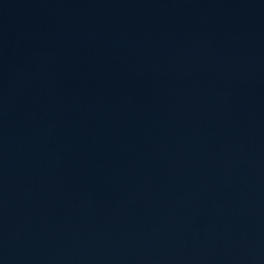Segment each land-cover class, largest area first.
I'll return each mask as SVG.
<instances>
[{
	"label": "water",
	"instance_id": "water-1",
	"mask_svg": "<svg viewBox=\"0 0 264 264\" xmlns=\"http://www.w3.org/2000/svg\"><path fill=\"white\" fill-rule=\"evenodd\" d=\"M0 264H264V0H0Z\"/></svg>",
	"mask_w": 264,
	"mask_h": 264
}]
</instances>
